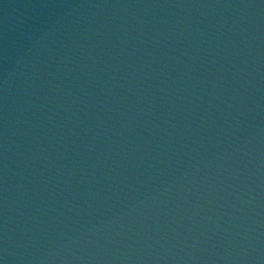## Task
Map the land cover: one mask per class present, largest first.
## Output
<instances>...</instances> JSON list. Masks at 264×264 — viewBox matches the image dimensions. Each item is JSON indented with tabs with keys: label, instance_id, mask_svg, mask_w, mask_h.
Listing matches in <instances>:
<instances>
[{
	"label": "water",
	"instance_id": "95a60500",
	"mask_svg": "<svg viewBox=\"0 0 264 264\" xmlns=\"http://www.w3.org/2000/svg\"><path fill=\"white\" fill-rule=\"evenodd\" d=\"M0 204L18 264H264V0H0Z\"/></svg>",
	"mask_w": 264,
	"mask_h": 264
},
{
	"label": "snow or ice",
	"instance_id": "6c2138e0",
	"mask_svg": "<svg viewBox=\"0 0 264 264\" xmlns=\"http://www.w3.org/2000/svg\"><path fill=\"white\" fill-rule=\"evenodd\" d=\"M0 264H3V262H2V261H0Z\"/></svg>",
	"mask_w": 264,
	"mask_h": 264
}]
</instances>
